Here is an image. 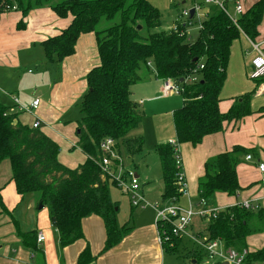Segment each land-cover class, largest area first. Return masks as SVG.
<instances>
[{
    "label": "trees",
    "instance_id": "1",
    "mask_svg": "<svg viewBox=\"0 0 264 264\" xmlns=\"http://www.w3.org/2000/svg\"><path fill=\"white\" fill-rule=\"evenodd\" d=\"M43 6H49L60 18H70L63 29L40 42L47 63H60L74 54L81 34L92 32L95 36L99 62L84 76L86 89L80 95V117L75 120V145L86 158L74 168L62 164L57 157L56 141L38 127L16 121V115L0 103V162L8 160L10 179L21 199L26 194H36L39 202L47 206L61 246L82 238V220L97 215L104 224V247L108 248L120 240L128 227L116 222V204L110 196V185L117 187V181L104 174L98 163L103 155L99 144L111 137L119 153L120 146L129 154L141 149L142 138L127 135L140 122L143 112L130 99L131 86L139 79L138 71L149 62L157 78L180 82L194 74L199 64L203 65L195 71L197 81L183 82V103L172 112L174 143H158L155 147L163 179L162 198L176 199L181 195L177 182L181 166L175 163L174 148L185 142L196 145L205 135L221 131L224 123L250 113L244 99L235 100L226 112L220 111L219 93L230 46L241 32L248 37L257 34L264 0H257L243 10L236 20L238 27L218 6H208L207 17L193 40L187 39L186 32L157 30L144 35L143 29L158 28L161 24L160 12L149 0H0V16L9 10L27 13ZM117 13L120 15L117 24L96 29L101 19H112ZM18 25L23 26V21ZM248 151L236 145L230 151L206 159L203 174L197 181L198 197L207 200L215 192L237 194L241 187L234 154ZM0 207L12 219L23 245L37 250L38 231H21L13 213L3 207L1 197ZM255 215L262 218L264 214L260 208L253 212L238 205L225 207L196 235L204 241L218 239L224 247L241 250L246 248L250 233L248 222ZM180 238H171L172 246L167 242L163 245L174 251ZM191 256L197 263L200 253L193 251ZM249 258L263 259L264 246L249 251ZM92 259L86 246L76 264H90Z\"/></svg>",
    "mask_w": 264,
    "mask_h": 264
},
{
    "label": "crops",
    "instance_id": "2",
    "mask_svg": "<svg viewBox=\"0 0 264 264\" xmlns=\"http://www.w3.org/2000/svg\"><path fill=\"white\" fill-rule=\"evenodd\" d=\"M241 1L243 10H247L257 0ZM42 10L35 9L32 12L35 13L40 21L38 23V33L29 39L27 43L24 42V47H20L19 44L17 51L22 48L26 49L29 43L35 47L36 43L40 44L44 38L58 33L69 23V17L54 18L48 12ZM5 14L2 13L0 16V24H4V19L13 20L14 16L4 17ZM2 21L3 23H1ZM8 23H10V20ZM260 24L257 26V34L259 32L264 35V26H260ZM241 35L244 36V33L241 32ZM262 41H264V37L261 39ZM12 44L14 42L8 43L9 48H11ZM1 50L3 49H0V103L7 107L9 113H14L16 121L21 124L31 126L35 120H38V128L58 144L59 152L57 157L62 164L74 168L82 163L86 155L75 145L77 140L75 120L77 118L66 120L62 118L61 114L72 100L74 101L80 97L85 91L86 82L83 78L87 71L99 62L94 34L92 32L81 34L77 40L74 54L64 58L58 65L57 62L49 63L56 64L59 72V77L52 86V81H50L52 73L46 79L39 77L43 76V74L36 77L24 76L19 69V64L23 60L16 56L8 58L3 55ZM149 66L152 68L151 64L142 66L143 70H141L142 68L139 70V79L132 85L134 86L135 100L152 104L155 101L159 103L164 101V104H168L167 108H169L166 112L172 114L176 108L182 105L183 95L164 92L162 79L157 78L153 68V72H150ZM144 69L146 70L145 73ZM68 89H70L71 93H69ZM175 96L180 97V99L176 101L177 98ZM14 97H17L18 102L25 109L19 110L18 105L13 100ZM37 97L39 99L37 107L29 108L32 100ZM219 98L218 107L222 112H226L234 104L230 97L221 98L219 95ZM152 104L147 106L145 111L146 118L149 114L155 113V110L152 109ZM145 113L143 110V114ZM259 114L261 116H257L252 125L247 119L248 116L245 115L239 120L224 123L221 131L205 135L201 142L196 145L188 142L179 144L178 155L186 185V194L178 197L177 201L179 204L186 205L189 202H197V181L203 174V166L206 159L220 152L230 151L233 146L240 145L249 149L247 153L242 154L239 158L240 161L234 154L238 160L235 169L241 189L235 194V197L224 192H215L214 196L207 200V205L209 207L225 208L237 205L243 200H253L259 205L264 214V168L260 170L258 167L259 164L264 165V113L259 112ZM171 129H169V124L166 128L160 125L158 128V126L154 125V121L151 124L147 118L146 129L143 130L145 132L144 136L146 134L151 135L149 143L155 147L158 143L170 142L175 139L174 127ZM164 138L167 139L164 141ZM117 153L119 154V152ZM246 155H250L251 158L246 159ZM135 175L138 179L139 175L137 173ZM8 177L9 174L7 175V184L9 182ZM8 194L7 185L0 182V197L3 207L9 211L13 209L14 218L18 221V224L20 223V230L35 229L41 231L44 234V239L38 245L37 250L25 247L20 237L14 233V226L10 224V221L5 224V218H2V214H7L4 211L1 213L2 209L0 207V264H76L79 253L86 246L89 247L93 256L90 264H161V254L166 248L158 242L154 224L155 212L151 207H149L151 208V213L149 214H143L148 207L141 208L137 212L139 216L137 218L138 224L129 227L124 222H118V202L112 199L110 193L112 201L116 204L115 218L117 224L128 227L127 231L121 235L120 240L114 245L105 248L106 233L104 224L99 216L90 215L82 220L83 237L76 239L69 245L61 246L57 231L48 218V213H45L44 216L35 214V217L34 213L36 212L33 210L30 214L27 213L29 205L32 204V200H30V204H28L27 208H24L25 216H23V210L21 216L18 217L14 208H16V200L20 196L16 193L10 199ZM141 194L145 197L142 191ZM162 200L167 202V199L162 198ZM12 206L15 207L12 208ZM142 210L144 211L142 212ZM150 217L151 220H149ZM200 219L195 217L189 225L196 228L194 230L195 235L203 231L207 225L202 226ZM247 243L248 236L246 237V249H248ZM263 246L264 244L254 249H248V251L257 250ZM31 253H33L32 257Z\"/></svg>",
    "mask_w": 264,
    "mask_h": 264
},
{
    "label": "rangeland",
    "instance_id": "3",
    "mask_svg": "<svg viewBox=\"0 0 264 264\" xmlns=\"http://www.w3.org/2000/svg\"><path fill=\"white\" fill-rule=\"evenodd\" d=\"M149 1L154 7H156L159 10L161 24L158 28L143 29L142 33L144 35L152 31L169 30L173 22L176 21L178 18H180L181 8L187 6L188 3V0H185L184 4H182L181 0H149ZM240 3H242L241 0ZM35 9L36 10L43 9L42 11L48 12L50 16H53L54 18H58V16L52 11V9L49 6L34 8L31 11H28L27 13H22L20 9L9 10L7 12H4L6 13L4 17L6 16L7 17L14 16V17L13 20L4 19V24H0V49H3L1 50V52L3 53V55H5L8 58L16 56L20 60H23L21 64H19L20 67L19 69L24 76L36 77L37 75L39 76L43 74V76H39V77H44L46 79L48 78L50 73H52V78H50V81H52L51 82V86H52L53 83L57 81L59 77L58 76L59 72L57 71L56 64L47 63L42 46L39 43H36V45H34L35 47H33V44L29 43V46L26 49L22 48L17 51V48H19L18 47L19 44L20 47H24V42L27 43V41L33 38L39 31L38 23L40 21L38 20L35 13H32L33 11H35ZM227 9L230 12V14H233L232 3L227 4ZM119 19H120L119 13H117L115 17L112 19L109 20L101 19L96 29L101 30L108 26L117 24L119 22ZM9 20L10 23H8ZM21 21H23V26L18 25V23ZM1 23H3V21ZM260 26H264V12ZM196 33H197L196 25L190 26L188 31L189 40H193L196 36ZM260 34L261 33L258 32V34H256L255 36L253 37L247 36V38L241 35L238 39L233 41L230 47V55L225 71L224 81L219 93L221 98L230 97V100H233L234 102L235 100L240 101L241 99H244L246 105L249 107L250 110V113L247 114L248 116L247 119L249 120L251 125L252 122L257 118V116L260 115L259 112L264 113L263 111L264 94H259L257 92V83L252 79H250L248 76L249 67H250L249 62L253 54V50L251 48L248 38L255 43H261L260 47L264 51V41L261 42V39L264 37V35L263 34L260 35ZM9 42H14V44L11 45V48H9L10 46H8ZM58 64L59 63H57V65ZM152 68L149 66L150 72L152 71ZM141 70H143V68ZM139 72L140 71H138V73ZM145 72L146 70L144 69V73ZM83 79L85 81V77ZM133 87L134 86L131 87V92H130V99L132 101L135 100V96H134L135 92ZM70 89H68L69 93H71ZM40 90L42 89L40 88ZM175 98H177L176 101L180 99V97L178 96L177 97L175 96ZM68 102L66 103L68 104ZM134 102L135 103L137 102V105L142 111L144 110V113L147 109V106L152 104V103H146L145 101L140 102V100L139 101L135 100ZM152 105H153L152 109L155 110V113L149 114V116H147L150 123L153 124L154 121V125L158 126V128L159 125L166 128V126L169 124V129L172 130L171 129L173 128L172 114L170 112L168 113L166 112L167 109H169L167 108L168 104L166 103L164 104V101L160 103L155 101V103ZM79 106H80V97L76 98L74 101L72 100L69 106L61 114L62 118L66 120H73L75 118L80 117ZM147 118H146V113L143 114L142 112V116L139 124L133 127L127 134L129 137L132 138L134 137L142 138L143 143L141 149L139 151H136L134 154H129L128 152L125 151V149L122 146H120L118 165L116 167L114 165L110 166L111 178L121 179L126 184H129L132 174L137 173L139 175L138 192L141 194L142 191L145 195L144 199L150 203H154V201H156L159 204H163L166 202L162 200L163 179L161 175L158 154L155 150L156 146L155 147L151 146V144L149 143L151 135L146 134V136H144L145 132L143 129H146ZM166 139L167 138H164V141ZM235 156H237L239 159L242 156V154L238 152L235 154ZM8 174H9L8 177L9 182L7 184ZM0 182L2 184L7 185L9 198L11 196L14 197L16 195L14 185L10 179V167L8 160H3L0 163ZM110 193L112 199L118 202V206H119V209L117 211L118 222L120 223L124 222V224L128 225L129 227L138 224L137 218L139 216L137 212H139L141 208L138 207L131 208L128 195L120 187H115L113 185H110ZM230 196L235 197V195L233 194ZM30 200H32V204L29 205V208L26 211L27 213L30 214V212L33 210L34 212H36L34 213V217L35 214H39L38 216H42V215L44 216L45 213L46 214L48 213L47 206L42 205L39 202L36 194H26L22 199L18 197L16 200L15 203L16 208L14 209L18 217L21 216V213L23 212L24 208L25 207L27 208L28 204H30L29 203ZM39 205L42 206L39 207ZM13 207L15 206H12V208ZM150 210L151 208L148 207L146 208L145 211L142 210V212L144 211L143 214H149L151 213ZM250 210H252L253 212H257V209L256 210L250 209ZM10 212L13 213V209ZM24 213L25 210L23 212V216H25ZM2 218H5V224L7 221H10V224H12V219L10 218V216H8V214L7 215L2 214ZM149 220H151V217L149 218ZM200 221H201L200 224L202 226L208 224V219H200ZM248 225L250 229V233L248 235V243H247L248 249H254L260 247L262 244H264V215L262 218H258V216L256 215L254 217H251V219L248 222ZM195 229L196 228H194L193 226H188L187 234L183 236V238L181 239L182 240L181 243L177 245L174 251L171 249L163 250L161 254V264H218L217 258L215 257L207 258L204 255V252L201 249V244H200L201 241H203L204 239L202 238V236L199 235L197 236L194 234ZM170 243H171L170 245L172 246L173 242L171 241ZM193 251H197L200 253V256L197 257L198 259L197 263H193V261H195L191 256V253Z\"/></svg>",
    "mask_w": 264,
    "mask_h": 264
},
{
    "label": "built area",
    "instance_id": "4",
    "mask_svg": "<svg viewBox=\"0 0 264 264\" xmlns=\"http://www.w3.org/2000/svg\"><path fill=\"white\" fill-rule=\"evenodd\" d=\"M182 4L185 0H181ZM232 3L233 14L227 9V4ZM210 5H216L220 8L234 23L237 25L236 20L243 13V7L240 0H188L187 6L181 8L180 18L173 22L170 29L167 31L179 32L180 34L186 32L187 39L189 40V27L196 25L197 31L202 28V22L207 17L206 8ZM15 9V5L11 7ZM193 8L194 12L190 15V9ZM247 38V35L244 34ZM191 38V37H190ZM251 48L253 50V56L250 59V67L248 76L250 79L257 83V92L264 94V51L262 50L261 43H255L248 38ZM148 64H150L148 62ZM202 64H199L194 70L192 75H188L180 82L170 79H162L164 92L180 94L184 92L183 82H195L197 77L195 71L201 69ZM14 102L18 105L19 110L25 109L23 105L18 102L17 97H14ZM39 103L38 98H34L29 108H36ZM32 127H38L39 122L35 120ZM174 143V140L170 141ZM179 146V145H178ZM178 146L175 150V163L177 166H181L180 157L178 155ZM100 150L103 155L99 157L98 163L104 174L111 176L110 166L118 165L119 154L114 148V140L111 137L104 138L99 144ZM246 159H250V155H246ZM117 161V162H116ZM114 163V164H113ZM260 170L264 168L263 164L258 166ZM117 187L123 189V191L129 197V203L133 207H151L155 212L154 224L157 233L158 242L163 245L165 242L170 243L171 238L176 236H183L187 234V228L192 223L195 217L201 219H213L216 214L224 208L209 207L206 203V199L198 197L197 202H189L186 205L179 204L178 198L167 199V202L163 205L157 202L150 203L144 199L142 194L138 192V179L135 174H132L129 184H126L121 179H115ZM177 182L179 184V190L181 195L186 194V185L183 178L182 170L178 173ZM180 195V196H181ZM245 209H258L259 205L253 200H243L237 204ZM44 239V234L41 231L36 233V243L39 245ZM171 244V243H170ZM201 249L207 258H217L218 264H264V258L261 260H252L249 258V251L246 248L236 250L230 247H224L223 243L218 239L210 241H201ZM33 253H31V257Z\"/></svg>",
    "mask_w": 264,
    "mask_h": 264
},
{
    "label": "water",
    "instance_id": "5",
    "mask_svg": "<svg viewBox=\"0 0 264 264\" xmlns=\"http://www.w3.org/2000/svg\"><path fill=\"white\" fill-rule=\"evenodd\" d=\"M193 12H194V10H193V8H191V9H190V15H191V16H192ZM137 28L140 29V25H138ZM41 206H42V205H39V207H41Z\"/></svg>",
    "mask_w": 264,
    "mask_h": 264
}]
</instances>
